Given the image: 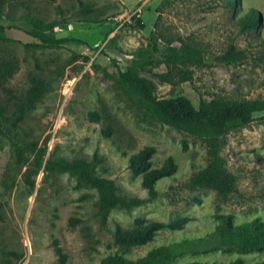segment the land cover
<instances>
[{
  "label": "rangeland",
  "instance_id": "obj_1",
  "mask_svg": "<svg viewBox=\"0 0 264 264\" xmlns=\"http://www.w3.org/2000/svg\"><path fill=\"white\" fill-rule=\"evenodd\" d=\"M249 8L258 12L259 27L240 34L235 21ZM1 12L7 30L0 42V69L11 66L13 72L0 83V264H56L54 241L66 264H101L113 253L137 261L182 239L198 242L170 264L235 258L264 264V252L222 254L210 250L214 239L206 237L216 224L214 214L232 215V224L264 221V111L223 138L220 156L235 178L234 193L226 198L210 190L188 193L182 185L206 163L202 144L158 122L117 79L112 63L150 81L156 97L182 95L194 107L213 99H264V0H240L234 9L222 0H1ZM133 16L143 29L133 26ZM29 19L49 26L56 38L82 44L38 48L26 35ZM150 33L160 50L174 52L184 43L212 57L233 46L244 58L230 64L208 60L192 69L191 82L161 84L146 69L130 66L133 53L153 43ZM164 70L158 65L152 73ZM31 92L36 93L33 108L12 125L17 105ZM89 113L98 122L89 121ZM105 128L108 137L100 133ZM145 146L155 149L153 168L166 158L176 166L170 177L155 183L153 199L127 169L126 157ZM59 161L89 163L97 177L112 182L116 197L140 204L112 210L101 226L95 191L49 168ZM183 217L188 222L181 230L159 231L144 246L113 245L115 226L128 230L136 218L168 223ZM69 218L81 224L69 228Z\"/></svg>",
  "mask_w": 264,
  "mask_h": 264
},
{
  "label": "trees",
  "instance_id": "obj_2",
  "mask_svg": "<svg viewBox=\"0 0 264 264\" xmlns=\"http://www.w3.org/2000/svg\"><path fill=\"white\" fill-rule=\"evenodd\" d=\"M53 2L54 0H47ZM225 8L234 9L240 0H222ZM133 26L139 30L143 29V23L136 17H131ZM157 20V19H156ZM30 28L26 35L35 39L38 48H59L69 45L82 44V41L74 38H56L48 32L49 26L43 22L29 19ZM260 24L257 11L249 8L235 21L238 33L254 32ZM7 28L2 24L1 0H0V42L6 39ZM153 43L149 44V49L143 48L133 53L130 66L133 68L146 69L150 76L161 84L174 86L176 84L191 82L194 68L206 65L208 60L216 63L230 64L240 62L244 56L235 47L229 46L224 54L208 57L203 51L181 43L176 51L170 52L160 50L153 33H150ZM264 57V42L263 53ZM116 71L117 79L125 85L132 95L145 104L154 118L174 130L185 134L193 140L199 141L205 152V166L193 173L182 185V188L192 193L199 190H210L222 198L234 193V176L225 168V162L220 156L225 134L232 129L248 124L254 114L264 111V99H252L242 101L209 100L199 101L194 107L191 101L182 95L175 97L158 98L154 94L153 85L150 81L137 76L134 72L122 71L112 61ZM158 65L164 67L160 73H152V69ZM12 67L0 69V83L12 75ZM36 93L31 92L25 103H19L16 107L17 115L14 123L21 121L23 115L33 108ZM89 121L98 122L95 113L88 114ZM103 137H108L111 133L109 128L100 131ZM181 149L186 150L185 143ZM18 160L21 153L19 148L15 149ZM155 153L152 146H145L126 157L127 169L131 174L139 176L140 186L146 191L147 197L153 199L156 196L154 191L155 183L163 178L170 177L176 170V166L171 158H166L163 163L153 168L151 158ZM49 167L51 170L67 172L75 176L77 180L93 189L97 196V215L101 226L105 225L109 213L122 207H131L140 204L136 199H120L114 194L112 182L108 179L97 177L91 165L84 161L67 163L59 161ZM48 168V167H46ZM213 219L216 224L213 231L206 237H212L214 244L212 249L222 254L235 253L245 255L251 253L264 252V221L253 218L240 224H232V215L214 214ZM188 222V219L178 218L172 222H148L136 218L132 227L123 230L115 226L112 241L113 245L123 250H129L146 245L151 242L157 232L162 230H181ZM81 224L80 219L69 218L67 225L73 228ZM198 241L194 239H182L178 242L166 246H159L147 252L137 261L126 260L121 254L113 253L107 256L101 264H170L176 257L191 253L194 244ZM53 253L56 257V264H66V254L58 246L57 241L52 244ZM179 264H244L241 258H235L226 263L189 261ZM251 264H260L254 262Z\"/></svg>",
  "mask_w": 264,
  "mask_h": 264
}]
</instances>
